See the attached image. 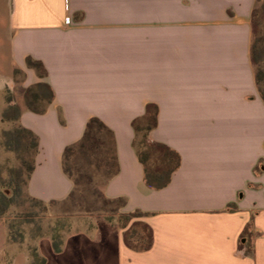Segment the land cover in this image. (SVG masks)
Listing matches in <instances>:
<instances>
[{
    "label": "crops",
    "instance_id": "1",
    "mask_svg": "<svg viewBox=\"0 0 264 264\" xmlns=\"http://www.w3.org/2000/svg\"><path fill=\"white\" fill-rule=\"evenodd\" d=\"M256 1L176 0V20H166L164 5L148 0H0V91L45 84L52 93L40 114L27 109L24 95L3 107L16 106L11 123L37 138L26 195L46 205L67 201L74 183L64 151L97 119L113 134L118 165L103 196L124 200L120 213L145 214L125 229L99 216L65 236L59 254L49 241L64 264H264V101L251 59ZM28 58L44 75L27 67ZM149 106L157 124L148 140L180 160L160 190L146 186L134 148L132 123ZM134 222L150 231L147 251L124 243Z\"/></svg>",
    "mask_w": 264,
    "mask_h": 264
},
{
    "label": "rangeland",
    "instance_id": "2",
    "mask_svg": "<svg viewBox=\"0 0 264 264\" xmlns=\"http://www.w3.org/2000/svg\"><path fill=\"white\" fill-rule=\"evenodd\" d=\"M148 2L164 5L165 12L160 15L166 20H176V0H148ZM0 27H5V18L1 14ZM258 37L263 40V45L259 51L258 62L253 66L255 73L261 74L258 89L262 94L264 93V0H258L256 3L255 16L252 20V42ZM5 47L0 38V75L4 69ZM20 78L16 77L17 80ZM16 95H23V92L0 91V264H38L42 257L47 260V264H64L61 256L52 253L49 241L53 238L58 244L62 236L64 239L65 236L77 232L80 227L89 229L97 217L111 215L114 206H108L100 197L107 175L104 169H96L94 157L86 160L76 155L69 159V166L81 171L85 178L80 179V186L71 202L64 206H49L28 199L25 191L26 166L31 162L33 151L26 145L17 147L15 142L11 143V150H6L3 146L4 132L13 131L17 127L11 121L4 122L3 117L8 108L3 107L7 105L8 100L15 99ZM33 104L35 108L40 109L44 106V101ZM7 116L12 119L14 114L10 112ZM141 141L142 135L137 138V143ZM149 163L155 166L153 158ZM134 229L146 242L148 233L144 227L137 225ZM135 240L136 237L132 241L134 246L137 245ZM74 241L78 247V240L75 238ZM83 245L86 246L87 243ZM35 254L38 258L34 257ZM66 263L78 264L73 261Z\"/></svg>",
    "mask_w": 264,
    "mask_h": 264
},
{
    "label": "trees",
    "instance_id": "3",
    "mask_svg": "<svg viewBox=\"0 0 264 264\" xmlns=\"http://www.w3.org/2000/svg\"><path fill=\"white\" fill-rule=\"evenodd\" d=\"M258 0L256 1V3ZM255 16V8L252 12V20ZM263 45V40L261 38H256L251 45V59L253 64L255 65L258 62L259 51L261 50ZM26 65L28 68L34 69L38 72L40 76L44 75L43 66L41 63L33 61L32 59H26ZM255 79L257 87L260 83L261 74L255 73ZM258 92L264 101V93ZM24 99L26 102V107L29 111L40 114L44 111V108L37 109L33 105V103H38L39 101H48L52 97V93L50 88L45 84H38L30 89L23 91ZM12 101H7V104H10ZM13 113L14 117L9 118L8 113ZM19 109L16 106H9L7 111L4 114V122L16 121L19 116ZM156 115L157 109L153 106H149L146 108L145 115L138 120H135L132 123V128L136 134V139L134 141V148L138 157L140 164L144 170V182L146 186L152 190H160L165 188L170 180L172 174L178 169L180 165V160L178 155L170 150L168 147L158 144L152 143L148 140L149 133L155 129L156 127ZM142 135V141L137 143V138ZM4 143L3 146L6 150H11V143L15 142L16 146L26 145L29 149L33 151L31 162L26 166V182L33 170L34 166V156L37 151L38 142L37 138L28 130H25L21 127H16L13 131L4 132L3 134ZM81 156L86 160L91 159V157L95 158V167L97 170L104 169L106 172V183L109 179L115 176L118 172V165L115 157V144L113 134L110 130H108L100 121L97 119H92L86 126L83 138L81 141L73 146L66 148L63 154V169L64 173L73 181L74 188L70 193L66 202L61 204L64 206L71 202L75 193L77 192V188L80 186V179L85 178L82 172L78 169H75L69 166V159L73 156ZM153 158L155 160V166L150 165V160ZM87 179V178H86ZM28 197V196H27ZM105 204L108 206H114V210L110 213V216H105L106 220L110 223H115L121 229H125L132 220H139L145 216V214L136 211L132 214H123L120 213L121 209L124 207L125 202L122 199L117 200H108L103 194L100 196ZM31 201L38 203L40 205H45L39 201L31 199ZM6 204V203H5ZM6 206H9L8 203ZM49 206H54V204H50ZM115 218L118 220L116 221ZM122 223V224H120ZM137 225H142L148 233L147 240H145L139 236L135 232V227ZM132 227V228H131ZM136 246L133 245V240L135 239ZM125 245L134 250V251H147L151 246L150 239V231L149 229L140 222H134L129 229L124 233L123 236ZM58 244L55 243L53 238H51L52 250L54 253L59 254L62 249L63 244V236L59 240ZM34 257L38 258V255H34ZM33 258V255H32ZM38 264H45V260L42 258Z\"/></svg>",
    "mask_w": 264,
    "mask_h": 264
}]
</instances>
